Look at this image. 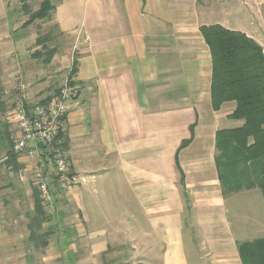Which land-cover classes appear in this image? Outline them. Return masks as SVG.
I'll return each instance as SVG.
<instances>
[{"label": "crops", "instance_id": "crops-1", "mask_svg": "<svg viewBox=\"0 0 264 264\" xmlns=\"http://www.w3.org/2000/svg\"><path fill=\"white\" fill-rule=\"evenodd\" d=\"M49 2L56 53L44 64L32 57L37 21L23 27L27 16H11L10 0H0V84L33 83L42 70L11 59L32 50L54 86L38 101L46 104L76 62L64 156L77 183L62 189L35 158L6 162L9 143H0V264H242L239 244L264 239V202L257 188L221 189L215 135L242 121L229 118L233 102L212 109L200 28L218 25L260 46L263 0ZM15 104L0 130L12 150ZM37 167L50 197L43 248L30 230Z\"/></svg>", "mask_w": 264, "mask_h": 264}, {"label": "trees", "instance_id": "trees-1", "mask_svg": "<svg viewBox=\"0 0 264 264\" xmlns=\"http://www.w3.org/2000/svg\"><path fill=\"white\" fill-rule=\"evenodd\" d=\"M29 0H20V10L27 16L23 27L35 21H48L53 6L44 0L37 11L31 12ZM209 48L212 64L211 106L214 111L227 102L235 104L230 119L242 121V126L218 131L215 135V164L221 189L225 193L257 188L264 202V58L260 47L240 32L226 30L218 25L200 28ZM53 40L50 34L40 36L37 50L32 57L49 64L56 53L49 47ZM76 73L73 61L68 79ZM5 108L0 102V112ZM4 127L0 132V143H9L6 162H17L12 150L9 133ZM63 149L64 135H60ZM187 142L181 145L185 147ZM35 212L30 219L31 239L38 238L43 246L42 235H37L44 221L43 205L37 191L34 193ZM242 264H264V239L239 244Z\"/></svg>", "mask_w": 264, "mask_h": 264}, {"label": "built area", "instance_id": "built-area-1", "mask_svg": "<svg viewBox=\"0 0 264 264\" xmlns=\"http://www.w3.org/2000/svg\"><path fill=\"white\" fill-rule=\"evenodd\" d=\"M264 6V0H263ZM264 58V43L259 46ZM75 95L69 79H65L57 94L46 104L26 103L19 100L11 115L18 129L13 152L17 158L27 156L35 158L40 166L46 165L62 189H68L77 183L76 178L68 177V164L64 156L63 141L60 135L66 132L67 102ZM34 186L45 208L49 207L48 184L41 167L33 174Z\"/></svg>", "mask_w": 264, "mask_h": 264}, {"label": "rangeland", "instance_id": "rangeland-1", "mask_svg": "<svg viewBox=\"0 0 264 264\" xmlns=\"http://www.w3.org/2000/svg\"><path fill=\"white\" fill-rule=\"evenodd\" d=\"M43 1L44 0H29L28 5L30 7L31 12L37 11L40 4ZM9 12L11 16L12 15L15 16L16 14L22 13L20 11V0H10ZM22 16L24 15L22 14ZM25 19H27V17H25ZM19 21H22V17H21V20L19 19ZM41 22L42 23H39L37 21L36 23L37 26L35 29L38 31L37 35L44 36L46 34H50L46 28V25H45L46 23H44L45 21H41ZM51 33H55V31H52ZM50 36L52 35L50 34ZM53 45L54 44L50 42L48 46L53 47ZM31 54H32V50H27L26 55L17 57V59L16 58H11V59H13V63L16 66L21 67V65L23 64V65L28 66L32 70L36 68H39L42 70L40 75L37 74L35 76L36 78L32 79L33 83L31 84L28 83L30 76H26V77L24 76L23 79L14 80L10 83L3 82L2 85L0 84V102L3 104V107L5 108L4 113L0 112V130L2 129L3 125L6 122V117H7L6 113L9 110H11L10 108L13 104H15L21 99H23V101H25L26 103L33 104L35 102L43 100L46 94H48V92H51L54 89V86L50 84L49 80L44 82L46 79L48 68L42 65L40 61H32L30 59ZM65 73L66 71L64 72V74ZM24 82H26L27 84H25ZM3 156H4L3 153H0V162L3 161Z\"/></svg>", "mask_w": 264, "mask_h": 264}]
</instances>
